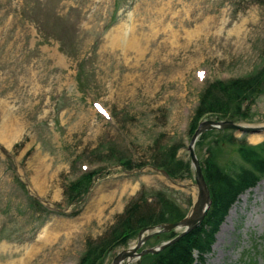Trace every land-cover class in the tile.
Segmentation results:
<instances>
[{"label": "rangeland", "instance_id": "obj_1", "mask_svg": "<svg viewBox=\"0 0 264 264\" xmlns=\"http://www.w3.org/2000/svg\"><path fill=\"white\" fill-rule=\"evenodd\" d=\"M263 65L264 0H0V133L6 117L19 128L10 144L0 137V264H77L144 189L189 206L198 195L195 166L188 177L169 176L155 167L160 147L181 142L178 156L187 159L202 89ZM251 112L234 122L264 126V93ZM225 130L236 141H264V130L206 128L193 144L199 160ZM255 133H263L259 142ZM222 148V164L242 161L238 146ZM97 169L89 188L71 196L70 181ZM30 195L54 212L42 218ZM60 221L66 229L52 235ZM169 231L137 251L160 245L166 239L155 236ZM137 241L138 234L109 250L104 264ZM254 255L264 264V176L229 207L203 264H248Z\"/></svg>", "mask_w": 264, "mask_h": 264}, {"label": "trees", "instance_id": "obj_2", "mask_svg": "<svg viewBox=\"0 0 264 264\" xmlns=\"http://www.w3.org/2000/svg\"><path fill=\"white\" fill-rule=\"evenodd\" d=\"M264 93V65L252 73L233 77L227 80L210 81L200 94V102L189 124V132L194 133L200 119L206 115H214L221 119H249L253 116L252 104L260 94ZM229 131V130H228ZM225 130V139L216 138L207 145V153L201 157L203 172L208 182L212 204L204 220L194 229L183 235L178 241L157 253L144 255L139 264H198L204 263L205 255L211 251L216 240V234L223 223L229 207L237 200L238 195L257 184L264 176V141L252 145L245 140L236 141L232 134ZM209 133L204 132L197 148L203 143ZM229 141L231 146H238L241 162L233 161L222 164L219 155L222 144ZM183 144L161 146L157 154L155 167L164 169L171 177L185 178L191 175L190 159L178 156ZM119 161L124 167L133 166V161L127 158ZM236 166L237 169L232 168ZM98 170L84 172L69 184L70 195H78L86 191ZM141 192L138 199L132 201L117 223L110 227L106 236L94 242L80 264H104L105 254L119 245L126 244L139 231L150 225L164 222H175L182 219L187 208L181 206L163 191ZM152 198L149 201V198ZM175 230L160 234L165 239L176 235ZM160 240V239H159ZM158 240V241H159ZM257 256L258 253L255 252ZM248 264H258L256 256Z\"/></svg>", "mask_w": 264, "mask_h": 264}, {"label": "water", "instance_id": "obj_3", "mask_svg": "<svg viewBox=\"0 0 264 264\" xmlns=\"http://www.w3.org/2000/svg\"><path fill=\"white\" fill-rule=\"evenodd\" d=\"M235 127L237 129L241 130H249V131H261L264 130V126H244L241 124H237L233 120H219V119H206L202 120L196 129L191 144L189 146L190 149V156L192 163L195 166V178H196V184L198 186V195L196 198V201L194 202L192 208L189 210V212L186 214L184 218L177 222H168V223H161L155 226H147L143 228L138 235V241L137 243L129 248L123 249L120 251L116 257L113 260V264H121V262L124 259H130L134 257L135 255L142 256L148 253H155L159 252L160 250L166 248L167 246L173 244L176 242L180 237H182L184 234L195 228L206 216L211 204L212 199L210 195V190L208 187V184L206 182V179L203 174V170L201 167L200 160L198 159L195 150L193 148V144L197 136L206 128H212V127ZM171 229H181V232L175 236L172 239L166 240L162 242L158 246H153L149 248H145L138 252L137 250L141 247V245L146 241L148 237H151L155 234H158L162 231H169Z\"/></svg>", "mask_w": 264, "mask_h": 264}, {"label": "bare ground", "instance_id": "obj_4", "mask_svg": "<svg viewBox=\"0 0 264 264\" xmlns=\"http://www.w3.org/2000/svg\"><path fill=\"white\" fill-rule=\"evenodd\" d=\"M200 29H196V31H199ZM115 42H118V39H115L114 40ZM18 133H19V128L18 126L12 122L11 120H9L8 117L5 118L4 120V123L2 124V131L0 133V137L5 140L8 144L12 143L14 140H16V138L18 137ZM264 133V132H263ZM263 133H255V134H252L251 135V140L253 142L255 141H260L263 137ZM258 141V142H259ZM40 169L41 167H38L36 165V174H38L37 176L40 175ZM39 179L42 180V182H44L46 180V178L42 175ZM67 225V222L66 221H60L58 226L51 229L50 227L49 228H45L39 235V239H41L44 234L47 235V230L51 229V234H56L55 232H58V230L62 227L65 228V226ZM66 229V228H65ZM53 230V231H52ZM38 251L36 250H28L26 251V261L29 260V258L33 255V254H36Z\"/></svg>", "mask_w": 264, "mask_h": 264}]
</instances>
